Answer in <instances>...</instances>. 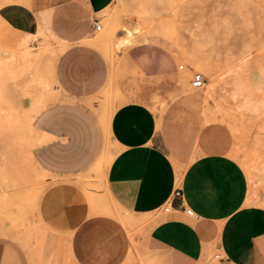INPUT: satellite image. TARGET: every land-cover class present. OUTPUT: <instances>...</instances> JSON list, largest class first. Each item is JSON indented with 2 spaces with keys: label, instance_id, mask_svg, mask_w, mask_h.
I'll list each match as a JSON object with an SVG mask.
<instances>
[{
  "label": "crops",
  "instance_id": "1",
  "mask_svg": "<svg viewBox=\"0 0 264 264\" xmlns=\"http://www.w3.org/2000/svg\"><path fill=\"white\" fill-rule=\"evenodd\" d=\"M113 1L7 0L0 6L11 28L33 34L44 26L53 37L59 91L32 119L31 162L48 177L24 227L0 226V264H264V238L255 211L244 204L239 170L205 148L192 158L191 147L174 128H159L130 87L128 68L148 79L172 69L171 58L151 42L131 45L125 74L116 76L87 42ZM108 84L127 99L108 114L93 111V98ZM99 162L89 206L75 178ZM177 186L181 198L163 212ZM125 215L140 220L133 238L119 218Z\"/></svg>",
  "mask_w": 264,
  "mask_h": 264
},
{
  "label": "rangeland",
  "instance_id": "2",
  "mask_svg": "<svg viewBox=\"0 0 264 264\" xmlns=\"http://www.w3.org/2000/svg\"><path fill=\"white\" fill-rule=\"evenodd\" d=\"M6 2L0 0V6ZM103 12L99 16L101 29L91 38L95 41L92 45L103 53L116 76L125 74L122 64L129 48L121 30L126 27L136 36L161 38L163 43L151 44L171 58L173 68L161 69L148 79H142L135 66L128 68L126 76L133 93L153 110L159 128L177 131L181 142L191 147L192 158L205 148L239 170L244 204L255 211L264 238V0H114ZM22 42L26 46L20 48ZM105 46L113 47L111 54ZM57 53L44 26L29 34L11 28L0 18V63L13 56L14 65L6 69L24 68L14 92L10 82L7 85L5 69L0 68V85L6 84L5 92L0 87V226L5 230L8 224L12 231L24 227L48 177L31 162L34 134L29 120L35 95L46 104L59 96L52 75ZM208 57L216 69L213 82L192 64ZM243 57L245 71L234 80L235 75L226 70ZM196 73L204 78L201 88L192 87ZM210 83H215L213 91L208 89ZM126 99L108 84L93 98L92 110L108 114ZM253 103L260 111L248 110ZM100 167L99 162L75 178L81 182L83 204H93L95 186L90 182L97 178ZM121 220L131 238L139 233V219L125 215ZM36 250L37 246L33 254Z\"/></svg>",
  "mask_w": 264,
  "mask_h": 264
},
{
  "label": "bare ground",
  "instance_id": "3",
  "mask_svg": "<svg viewBox=\"0 0 264 264\" xmlns=\"http://www.w3.org/2000/svg\"><path fill=\"white\" fill-rule=\"evenodd\" d=\"M104 14H105V12H103ZM107 18V17H106ZM108 19V18H107ZM109 21V20H108ZM124 28V27H123ZM121 30V29H120ZM121 31H123L125 34H126V42H128L129 43V46H131V45H135V44H139V43H144V42H151V43H156V44H160V43H163V42H161V38H157V36H154V35H150V36H148V35H146V34H141L140 36H136L135 35V32L134 31H132V30H129V29H126V27L123 29V30H121ZM157 35V34H156ZM162 37V36H161ZM160 39V40H159ZM163 41V40H162ZM87 42H90V43H95V41H93L91 38L90 39H88L87 40ZM167 43V42H166ZM108 45H109V43H107ZM172 44V43H171ZM174 44V43H173ZM175 45H176V43H175ZM128 46V47H129ZM112 48L113 47H111V46H105V49L111 54V52L113 51L112 50ZM172 48H174V47H172ZM176 49V48H175ZM173 51H174V49H172ZM60 52V51H59ZM175 52V51H174ZM58 54V53H57ZM57 54L55 55V58H54V60H53V62H52V70H53V64H54V62H55V60H56V57H57ZM173 54V53H172ZM190 54V53H189ZM14 58L15 57H13V56H11V57H9V61L8 60H3V61H5V62H3L2 64L0 63V68L2 67V68H4L5 69V73H6V80H7V85H8V82H10L9 84H11V89L13 90V92H14V89L16 90V85H17V83H16V81H18V79H19V76L20 75H23V71H24V68H19V66L17 65V66H13V67H9V68H7L6 69V67H7V65H9V64H11V65H14V62H12L13 60H14ZM191 58H192V60H193V57L191 56ZM243 60H238L239 61V63L237 64L236 63V66H234V67H236L235 69H227L226 71H230L231 73H233V75H235V78H233L234 80L236 79H238L241 75H242V73H244L243 71H245V66L246 65H244L243 66V64H245L244 63V57L242 58ZM191 60V59H190ZM1 61V60H0ZM236 62V61H235ZM245 62H246V59H245ZM192 64L197 68V69H199V70H202V71H204L208 76H209V78H210V81H214L215 80V67H214V64H213V62H211V60H210V58L208 57V58H206V59H202V60H194V61H192ZM231 68V67H230ZM226 73V72H225ZM29 80L30 79H28V85H29ZM233 80V81H234ZM31 81H32V79H31ZM235 82V81H234ZM32 83H33V81H32ZM19 84V83H18ZM213 84H215V83H210L209 84V86H208V89H209V91H213ZM235 84V83H234ZM6 86V84H1L0 85V87L2 88V90L4 91V89L6 88L5 86ZM27 85V86H28ZM5 87V88H4ZM234 87H235V85H234ZM6 90V89H5ZM8 91V90H7ZM17 91V90H16ZM5 92V91H4ZM248 101V100H247ZM247 101L245 102V103H247ZM51 103V102H50ZM258 103V102H257ZM262 103H263V101H262ZM244 104V103H243ZM248 104V103H247ZM247 104H245V105H247ZM249 104H250V102H249ZM48 104H46V103H44L43 102V98L41 97V96H39V95H35L34 97H33V100H32V104H31V107H30V110H31V112H30V120H29V124H30V126H31V128H32V119H33V117L40 111V110H42L45 106H47ZM244 105V106H245ZM251 105V104H250ZM253 105H254V103H253ZM260 105H261V103H260ZM252 106V105H251ZM257 106V105H256ZM255 105L253 106V108H249L248 107V110H250V111H252V112H258V111H260V109L261 108H257ZM258 107H259V105H258ZM247 108V107H246ZM262 112L264 111V110H261ZM219 115H221V114H219ZM223 116H224V114H222ZM214 115H212V117H213ZM233 116H231V118H232ZM207 118H209V117H207ZM214 118V117H213ZM218 118H219V116H218ZM222 118V117H221ZM231 118H230V120H231ZM227 119V118H226ZM210 120V119H209ZM228 120V119H227ZM232 121V120H231ZM233 122V121H232ZM235 122V121H234ZM233 122V123H234ZM30 157H31V154H30ZM257 200V199H256ZM258 200H260V199H258ZM261 200H263V199H261ZM261 202V201H260ZM256 203H257V201H256ZM108 209V208H107ZM108 211H110V210H108ZM107 211V212H108ZM106 212V213H107ZM114 215V214H113ZM123 215V214H122ZM120 218V220L121 219H125V216H120L119 217Z\"/></svg>",
  "mask_w": 264,
  "mask_h": 264
},
{
  "label": "built area",
  "instance_id": "4",
  "mask_svg": "<svg viewBox=\"0 0 264 264\" xmlns=\"http://www.w3.org/2000/svg\"><path fill=\"white\" fill-rule=\"evenodd\" d=\"M95 30H100L101 29V26L99 23H95V26H94ZM191 84H192V87L194 88H201L204 84V78L203 76L200 74V73H196L193 75L192 77V80H191ZM182 196V193H181V188L179 186H177L171 196H169V198L165 201V203L163 204L161 210L163 212H169L171 210V203L174 199H177V198H181ZM183 210L184 212L193 217V218H197V214H195L190 208H186V207H183ZM215 258L216 259H219V254H216L215 255Z\"/></svg>",
  "mask_w": 264,
  "mask_h": 264
}]
</instances>
